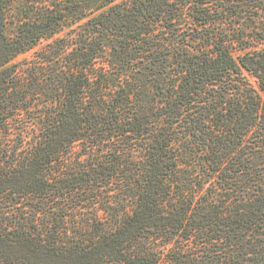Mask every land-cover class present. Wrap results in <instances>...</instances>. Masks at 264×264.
<instances>
[{
	"label": "trees",
	"instance_id": "1",
	"mask_svg": "<svg viewBox=\"0 0 264 264\" xmlns=\"http://www.w3.org/2000/svg\"><path fill=\"white\" fill-rule=\"evenodd\" d=\"M261 90L264 0H0V264H264Z\"/></svg>",
	"mask_w": 264,
	"mask_h": 264
},
{
	"label": "rangeland",
	"instance_id": "2",
	"mask_svg": "<svg viewBox=\"0 0 264 264\" xmlns=\"http://www.w3.org/2000/svg\"><path fill=\"white\" fill-rule=\"evenodd\" d=\"M25 1V0H24ZM31 1V0H28ZM209 7L212 10L214 8V4L211 2L209 3ZM22 6L23 4H21L20 2H17L12 8H11V12H10V18L8 21V26H7V31L10 35H13L18 27V23L19 21L23 18V14L24 11L22 10ZM253 83L256 86H259L258 83L255 81L254 78H252ZM261 93L264 97V90H261Z\"/></svg>",
	"mask_w": 264,
	"mask_h": 264
},
{
	"label": "snow or ice",
	"instance_id": "3",
	"mask_svg": "<svg viewBox=\"0 0 264 264\" xmlns=\"http://www.w3.org/2000/svg\"><path fill=\"white\" fill-rule=\"evenodd\" d=\"M45 264H46V262H45Z\"/></svg>",
	"mask_w": 264,
	"mask_h": 264
}]
</instances>
